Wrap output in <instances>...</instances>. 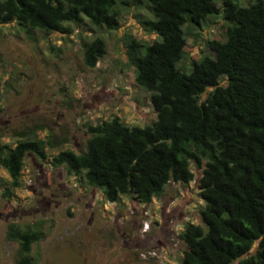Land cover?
Segmentation results:
<instances>
[{
	"label": "trees",
	"instance_id": "16d2710c",
	"mask_svg": "<svg viewBox=\"0 0 264 264\" xmlns=\"http://www.w3.org/2000/svg\"><path fill=\"white\" fill-rule=\"evenodd\" d=\"M142 5L150 17L141 24L156 38L129 37L127 64L135 85L149 93L155 121L136 127L113 117L89 125L83 150L60 151L50 163L101 189L110 203L125 196L142 205L171 183L187 187L194 167L203 204L199 223H185L179 234V264H264V0H0V23L27 35L70 33L85 24L115 31L130 7ZM216 16L223 41H206L213 57L192 56L187 40L198 39L192 28ZM105 54L104 40L95 37L83 46V63L94 68ZM36 129L15 134L13 147L0 145L7 198L22 186L27 155L46 160L54 146ZM42 224L7 225L6 239L18 244L16 264H37L32 247Z\"/></svg>",
	"mask_w": 264,
	"mask_h": 264
},
{
	"label": "rangeland",
	"instance_id": "374dc122",
	"mask_svg": "<svg viewBox=\"0 0 264 264\" xmlns=\"http://www.w3.org/2000/svg\"><path fill=\"white\" fill-rule=\"evenodd\" d=\"M148 17L142 5L130 7L115 31L85 24L71 26L70 33L35 30L29 35L15 24L0 23V145L13 147L15 134L31 128H38V138L54 143L46 149V160L27 155L22 186L8 198L3 192L9 177L0 168V264H16L18 244L6 239L7 225L39 221L42 239L32 247L37 264H179L184 250L179 234L185 223H199L203 204L197 169L192 167L195 181L187 187H169L142 205L125 196L110 203L101 189L87 187L50 163L60 151L83 150L89 125L113 117L136 127L155 121L149 93L135 85L125 43L129 37L142 43L156 38L141 24ZM222 24L216 16L192 28L198 35L187 40L192 56H212L205 44L223 41ZM95 37L104 40L106 54L89 68L83 46ZM142 222L149 224L143 234ZM153 250L159 259L142 256Z\"/></svg>",
	"mask_w": 264,
	"mask_h": 264
},
{
	"label": "built area",
	"instance_id": "2783aa9c",
	"mask_svg": "<svg viewBox=\"0 0 264 264\" xmlns=\"http://www.w3.org/2000/svg\"><path fill=\"white\" fill-rule=\"evenodd\" d=\"M146 216H147V212L144 213ZM149 228V224L148 222H142V230H141V233H145ZM144 258H146L147 256L150 257V258H154V259H159V255L156 251H151V252H147L146 254H143L142 255Z\"/></svg>",
	"mask_w": 264,
	"mask_h": 264
},
{
	"label": "crops",
	"instance_id": "0c3cea01",
	"mask_svg": "<svg viewBox=\"0 0 264 264\" xmlns=\"http://www.w3.org/2000/svg\"><path fill=\"white\" fill-rule=\"evenodd\" d=\"M172 185V186H171ZM179 184H174V183H172V184H169L167 187H166V189H165V191L167 190V188H176L177 186H178ZM165 193V192H164ZM154 200V199H153ZM169 201H170V203H172V206H174V203H175V198H173V197H170L169 198Z\"/></svg>",
	"mask_w": 264,
	"mask_h": 264
}]
</instances>
